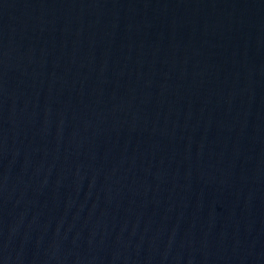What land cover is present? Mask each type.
Returning <instances> with one entry per match:
<instances>
[{"label":"water","instance_id":"water-1","mask_svg":"<svg viewBox=\"0 0 264 264\" xmlns=\"http://www.w3.org/2000/svg\"><path fill=\"white\" fill-rule=\"evenodd\" d=\"M0 264H264V0H0Z\"/></svg>","mask_w":264,"mask_h":264}]
</instances>
